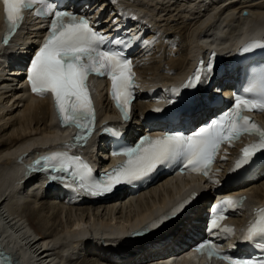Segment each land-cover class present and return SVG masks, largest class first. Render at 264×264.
<instances>
[{
	"label": "bare ground",
	"instance_id": "obj_1",
	"mask_svg": "<svg viewBox=\"0 0 264 264\" xmlns=\"http://www.w3.org/2000/svg\"><path fill=\"white\" fill-rule=\"evenodd\" d=\"M112 3V13L125 6L132 15L138 14V24L151 31L144 45H152L149 48L153 52L140 60L137 67L145 83L178 82L193 55L211 48L227 53L245 38L256 35L251 29L255 22L262 26L258 33L264 32V0H113ZM39 32L40 29L25 24L14 41L0 47V246L13 256L15 264H163L164 258L175 256L185 239L198 232V223L193 221L200 217L203 199L211 194V184L206 183L205 190L201 189L205 187L203 179L168 176L131 199L71 205L54 197L59 193L57 189L44 194L36 177L23 174L20 169L19 159L25 160L37 150L68 139L69 133L55 128L47 96L26 93L22 71L13 64V58L20 59L28 52ZM96 90L99 114L113 113L100 83ZM150 107L149 102L135 100L133 121L125 124L128 135L141 131L137 110ZM259 117L264 123V113ZM98 147L96 154L94 147L89 148L90 156L105 161L106 147L104 144ZM237 148H228L227 156L230 158V152ZM228 162L222 164L224 169ZM193 191H197V203L191 212L178 214L154 230L149 242L152 245L162 242L160 248L144 245L152 235L142 239L129 237L136 224L161 213L170 214L178 200ZM237 192L244 193L246 200L231 218L236 226L234 232L249 221L252 208L264 204V175ZM168 264L203 263L175 258Z\"/></svg>",
	"mask_w": 264,
	"mask_h": 264
},
{
	"label": "snow or ice",
	"instance_id": "obj_2",
	"mask_svg": "<svg viewBox=\"0 0 264 264\" xmlns=\"http://www.w3.org/2000/svg\"><path fill=\"white\" fill-rule=\"evenodd\" d=\"M2 3L8 25L5 45L21 27L24 13L32 10L35 5H41L38 15L52 17L50 34L32 59L27 80L34 94L43 97L50 93L54 97L62 127H76L80 130L75 143L86 142L95 129L96 113L87 83L92 75L111 80L112 98L123 113L124 119L126 121L130 119L131 104L137 85L133 61L125 49L131 46L132 37L127 39L118 37L108 41L106 36L92 27L87 17L81 18L72 12L58 10L54 0H2ZM106 43L119 48H106L104 47ZM258 48L264 49V43L250 44L244 48V52ZM213 68V63L205 66L202 61L201 66L184 86L185 89H193L207 82ZM171 91L175 96L180 95L179 90ZM244 93L235 98L233 109L222 118L200 127L191 134H166L155 138L144 136L134 146L114 152V155L127 156L128 161L114 168L103 181L91 182V167L79 156L67 153L44 156L30 166L29 171L47 172L52 181L68 180L70 177L69 187L78 181L77 190L85 189L90 195L110 193L118 185L131 184L143 179L159 166L177 160L182 162L185 169L211 179L212 166L221 145L238 141L243 135L257 136L259 138L257 143L242 150L236 164V168L239 169L252 163L257 153H264V128L244 115L245 112L253 111L264 113V69L259 72L254 82L244 89ZM66 147L70 148L72 145ZM192 199H195V196ZM244 203L243 199L228 198L216 204L210 219L211 228H219L220 221L227 218L224 213L229 209L239 210ZM183 207L173 212L172 216H176ZM258 216L259 219L248 230L245 239L252 241L259 238L264 243V210H261ZM224 231L233 232L232 229ZM215 249L214 243L204 242L196 250L201 254L207 253L209 258L227 260L228 264H264V259L260 261L233 259ZM0 264L3 262L0 261Z\"/></svg>",
	"mask_w": 264,
	"mask_h": 264
},
{
	"label": "rangeland",
	"instance_id": "obj_3",
	"mask_svg": "<svg viewBox=\"0 0 264 264\" xmlns=\"http://www.w3.org/2000/svg\"><path fill=\"white\" fill-rule=\"evenodd\" d=\"M173 224H174V223H173ZM173 224H172V225H173Z\"/></svg>",
	"mask_w": 264,
	"mask_h": 264
},
{
	"label": "water",
	"instance_id": "obj_4",
	"mask_svg": "<svg viewBox=\"0 0 264 264\" xmlns=\"http://www.w3.org/2000/svg\"><path fill=\"white\" fill-rule=\"evenodd\" d=\"M5 264V263H4Z\"/></svg>",
	"mask_w": 264,
	"mask_h": 264
}]
</instances>
